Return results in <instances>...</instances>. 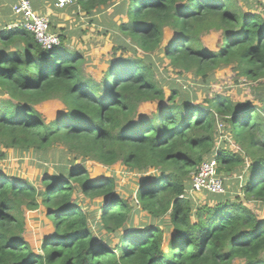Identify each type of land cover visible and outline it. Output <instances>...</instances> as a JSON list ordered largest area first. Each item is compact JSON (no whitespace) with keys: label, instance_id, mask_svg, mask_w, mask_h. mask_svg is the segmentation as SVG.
<instances>
[{"label":"trees","instance_id":"16d2710c","mask_svg":"<svg viewBox=\"0 0 264 264\" xmlns=\"http://www.w3.org/2000/svg\"><path fill=\"white\" fill-rule=\"evenodd\" d=\"M73 4L90 15L113 6L120 23L103 27L116 35L117 49L145 55L111 61L98 79L86 69L84 54L67 45L77 33L69 25L47 15L61 43L44 49L33 32L0 20V144L42 156L61 144L84 163L121 162L140 174L137 192H131L138 208L117 191L116 176L95 181L74 163L59 164L51 174L46 168L42 187L0 170V264H264V218L240 194L233 200L231 193L207 192L209 201L200 205L186 196L225 128L244 153L218 149L222 176L239 174L246 200L264 203V15L247 12L237 0H76L68 6ZM47 6L57 8L54 1ZM167 29L175 35L164 54L179 75L208 81L234 64L255 82L257 103L217 95L200 105L181 98L176 86L167 97L152 58ZM212 31L220 32L218 50L202 39ZM48 101L62 105L53 119L38 107ZM148 103L157 105L155 112H141ZM153 169L155 176L143 177ZM80 193L106 202L91 210ZM41 206L54 229L36 252L25 235L27 213ZM134 211L147 212L144 227L131 226ZM116 234L119 242L112 245Z\"/></svg>","mask_w":264,"mask_h":264},{"label":"rangeland","instance_id":"374dc122","mask_svg":"<svg viewBox=\"0 0 264 264\" xmlns=\"http://www.w3.org/2000/svg\"><path fill=\"white\" fill-rule=\"evenodd\" d=\"M237 1L247 12L252 11L254 13H261L264 15V0ZM100 10H102V12L95 10L91 13V16L93 15V17L96 18H92L93 20L91 21L90 19L85 18L79 23H74V19L70 24L71 26L69 25L68 28L78 31L81 34L74 36L71 43L67 42V45L70 47V49L80 51L84 54V56L88 59L86 69L90 74H95L98 79L103 77L111 61L113 62L118 59L122 60L125 58L143 57L145 55V53L140 49L134 51L133 48H129L125 52L123 51V53L120 49H117V44L115 42L116 35L113 36L114 32L109 29L105 30L103 26L114 19L117 21V23H120L121 16L114 14L113 6L108 8L101 7ZM17 18L19 17L17 16L15 19ZM124 19L126 20V18ZM15 25L16 22H14V24L10 23L8 26L9 28H12L15 27ZM61 26L65 27L64 24ZM174 35L175 34L172 30L167 29L163 43L164 46L161 52L154 53L152 56L153 61L158 69L159 77L162 79L165 86L167 97L171 95L172 88L176 86V88L179 90L181 98L190 99L194 103H198L200 105H206L208 99H211L217 95L229 97L234 101L245 102L246 100H252L257 103L255 101V96L252 94V88L255 85V82L251 81L244 75H241V73H239L238 67L234 66V64L219 69L217 73L212 75L208 81H205L192 74L179 75L177 70H174L171 63L164 54V48L169 43V41H171ZM202 39L208 49L218 50L220 48V32L212 31L209 34L204 35ZM170 85L173 86L171 87ZM38 107L43 113H45L48 119L55 118L63 110L61 103L58 101H48L39 105ZM156 108V104H144L141 107V112L151 114L155 112ZM219 128L222 130L223 124L222 127L219 126ZM221 147H228L235 152H239L241 154L244 153V147L239 145L231 136L229 131H227L225 128L217 134L214 153ZM0 150L5 153L4 158L0 157L1 171H4L12 176L19 175L24 178H29L35 182L37 181L36 185L38 187H42L40 178L45 175V169L49 168V174H51L54 168L59 164L63 165L74 163L79 167L84 166L88 169L91 178L95 181L116 176L118 183L117 191L121 196H125L127 199H129L135 209L137 207V200H135L136 194H133L132 196L131 192H137L140 174L138 175L135 173H130L121 162L111 167H107L99 163L97 160H88L84 163L82 162L83 158H75L76 155L67 152V147L61 144L54 145L53 148H51V150L48 151L44 156L35 154L33 151L22 154L21 152L15 151L14 148L5 149L1 144ZM206 158L209 159L210 157L208 156ZM250 161V159L247 160V165L245 168L246 171L248 165L251 163ZM156 173L157 171L153 169L144 173L143 177L146 175L153 177L156 175ZM228 175H231L230 172ZM239 176L240 175L238 174L232 178L223 177L226 186L225 193H231L233 200H235L237 194H240L242 201L260 218H264V203L246 200L244 194H242V192L239 190ZM150 181H148V183H150ZM148 183L143 185H147ZM190 195L197 205L209 201V195L207 193H199L195 195L190 193ZM78 196L80 197L81 201H84L83 204L90 205L89 209L91 210L98 209L100 204L103 206L106 202H101L102 200L100 199H95L94 201H91L90 199L87 200L81 193L78 194ZM100 209H102V207ZM148 221L149 220L146 211H141L140 213L134 211L130 224L133 227H144ZM163 227H165V225H163ZM53 229L54 226L47 217V210L44 206H41L38 210L27 213V231L25 235L28 243L32 246L34 251H43L40 247V245H42V240L48 236L53 231ZM119 236V234H116L111 238L112 245H116L119 242ZM238 263L240 262L237 260L234 262V264Z\"/></svg>","mask_w":264,"mask_h":264},{"label":"built area","instance_id":"2783aa9c","mask_svg":"<svg viewBox=\"0 0 264 264\" xmlns=\"http://www.w3.org/2000/svg\"><path fill=\"white\" fill-rule=\"evenodd\" d=\"M59 8H64L76 0H52ZM12 10L19 17V22L15 26H21L34 33L37 42L44 49H51L61 43V37L58 33L50 30V20L47 15L38 13L31 0H15ZM222 127V124H220ZM217 152V151H216ZM216 152L213 157L206 159L192 175L191 186L188 189L187 197L190 193L193 195L199 193L224 194L226 186L224 178L217 173L219 163L216 158ZM181 197H185L182 195Z\"/></svg>","mask_w":264,"mask_h":264},{"label":"crops","instance_id":"0c3cea01","mask_svg":"<svg viewBox=\"0 0 264 264\" xmlns=\"http://www.w3.org/2000/svg\"><path fill=\"white\" fill-rule=\"evenodd\" d=\"M51 1L52 0H31L34 9L37 12L42 11L43 13L48 15L51 20H53V23H55L56 21L57 25L59 26H61L62 24L68 26L71 24V22H73L74 19V23H79L82 19L85 18L90 19V21L93 20L92 18L96 19L95 17H93V15L91 16L90 14L82 11L80 8H77L75 4H73L72 6H68L67 9H64V11H61L60 9V13L58 12L59 9H57L59 7L53 8L47 6L48 4L51 5ZM14 2L15 0H0V20L4 21L3 25H10V23L14 24L13 21H16V23L19 21V18L15 20L17 16L12 12V5L14 4ZM75 32H77L76 36L81 34L78 31Z\"/></svg>","mask_w":264,"mask_h":264},{"label":"water","instance_id":"95a60500","mask_svg":"<svg viewBox=\"0 0 264 264\" xmlns=\"http://www.w3.org/2000/svg\"><path fill=\"white\" fill-rule=\"evenodd\" d=\"M217 173L219 174V175H221L222 173H221V169L220 168H218L217 169Z\"/></svg>","mask_w":264,"mask_h":264},{"label":"clouds","instance_id":"9594fccd","mask_svg":"<svg viewBox=\"0 0 264 264\" xmlns=\"http://www.w3.org/2000/svg\"><path fill=\"white\" fill-rule=\"evenodd\" d=\"M75 2H76V1H75ZM75 2H74V3H75ZM69 5H70V4H69ZM67 6H68V5H67Z\"/></svg>","mask_w":264,"mask_h":264}]
</instances>
